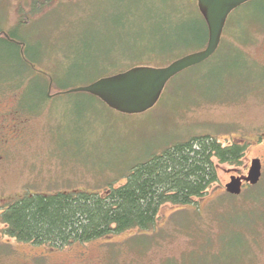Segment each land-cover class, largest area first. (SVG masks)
<instances>
[{
  "label": "rangeland",
  "instance_id": "rangeland-1",
  "mask_svg": "<svg viewBox=\"0 0 264 264\" xmlns=\"http://www.w3.org/2000/svg\"><path fill=\"white\" fill-rule=\"evenodd\" d=\"M184 1L199 10L198 0ZM150 2L53 0L43 6L40 0H0V35L30 45L33 58H25L28 69L17 77L10 61L14 50L0 43V79L23 82L15 93L0 84V264H264V11L238 12L213 57L171 78L156 105L143 113L76 102L83 97L74 93L39 106L26 98L28 108L39 107L34 111L22 106L25 85L33 91L41 73L51 94L50 85L57 91L53 76L78 87L129 69L132 57L144 64L148 41L157 33V22L146 15L153 10ZM67 71L79 74L63 77ZM201 135L223 145L247 144L242 163L215 159L218 181L206 195L191 205H163L153 230L64 248L20 242L4 232V205L19 196L105 192L108 182L125 183L121 177L152 154ZM254 159L262 163L259 183L229 193L231 177H247Z\"/></svg>",
  "mask_w": 264,
  "mask_h": 264
},
{
  "label": "trees",
  "instance_id": "trees-1",
  "mask_svg": "<svg viewBox=\"0 0 264 264\" xmlns=\"http://www.w3.org/2000/svg\"><path fill=\"white\" fill-rule=\"evenodd\" d=\"M38 1L34 0V5ZM50 1L53 0H40L43 6ZM150 1L149 5L153 10L151 13L146 12V15H149L151 21L157 22V33L148 41L151 46L147 49L148 59L144 64L163 67L169 61L188 55V49L196 48L194 50L198 52L206 47L209 32L200 9H193L192 3H186L184 0H162V3L160 0ZM263 4L264 0H253L233 11L229 15L224 33L227 34L233 29V19L238 12L250 8L264 11ZM20 23L19 26H24L22 21ZM11 39H15L13 34L0 35V43L14 50V57H10V61L18 68L17 77H20L28 69L25 58L33 61L30 45L26 44L23 48L22 44L19 45ZM22 49L24 53L21 52ZM163 58L164 60H161ZM140 60L143 59L132 57L133 63L129 69L144 66L143 63L139 64ZM127 70H120L112 75ZM78 74L79 72L75 71L61 73L63 77ZM45 75L41 73L36 79L33 91L26 92L28 86L25 85L23 104L21 102L23 108L33 111L39 108H28L26 98L30 97L39 106L45 100L54 98L53 96L60 97L65 94L63 91L75 87L66 86L59 77L57 79V76H53L51 80L57 91H51L49 94L46 85L42 83ZM102 77H97L88 84ZM4 82L1 80L0 84L13 90L12 93L17 92L23 85V82L20 85L14 77H11L9 83ZM74 94L83 97L76 102H103L89 93ZM247 148V144L235 142L223 145L212 135L193 136L137 163L121 177L126 179L125 183L117 186V181L111 180L105 192L98 189L58 190L54 193L28 192L4 205L2 222L7 225L4 232L20 242L64 248L133 229L153 230L163 205H191L197 198L206 195L208 189L218 181L215 159L222 164L240 165Z\"/></svg>",
  "mask_w": 264,
  "mask_h": 264
},
{
  "label": "water",
  "instance_id": "water-1",
  "mask_svg": "<svg viewBox=\"0 0 264 264\" xmlns=\"http://www.w3.org/2000/svg\"><path fill=\"white\" fill-rule=\"evenodd\" d=\"M253 0H198V5L208 26V42L201 51L183 56L167 66H138L125 72L102 77L88 85L70 88L64 93H89L101 99L110 108L125 114L143 113L159 101L171 78L183 70L202 63L212 57L219 48L229 15ZM52 85L49 91L51 92ZM262 163L254 159L249 175L232 176L227 184L231 194L242 191L243 180L251 185L259 183Z\"/></svg>",
  "mask_w": 264,
  "mask_h": 264
},
{
  "label": "flooded vegetation",
  "instance_id": "flooded-vegetation-1",
  "mask_svg": "<svg viewBox=\"0 0 264 264\" xmlns=\"http://www.w3.org/2000/svg\"><path fill=\"white\" fill-rule=\"evenodd\" d=\"M244 181H245V180H243V184H244V183H247V182H244ZM242 188H243V186H242Z\"/></svg>",
  "mask_w": 264,
  "mask_h": 264
}]
</instances>
